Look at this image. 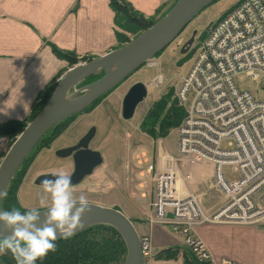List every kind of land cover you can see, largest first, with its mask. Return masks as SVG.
I'll return each mask as SVG.
<instances>
[{"label":"built area","instance_id":"2783aa9c","mask_svg":"<svg viewBox=\"0 0 264 264\" xmlns=\"http://www.w3.org/2000/svg\"><path fill=\"white\" fill-rule=\"evenodd\" d=\"M196 48L187 73L178 75L175 93L185 114L175 128V153L158 141L146 163L154 181L148 222L169 226L199 260L213 264L194 232L196 224L264 222V96L239 88L234 80L245 73L264 88V0H241L207 30ZM143 64L159 66L155 56ZM151 84L158 90L164 87L162 73L145 83ZM228 139L233 144L222 145ZM202 161L211 163L215 188L224 195L210 216L204 214L194 185V167ZM140 248L144 258L151 256L147 234L140 236Z\"/></svg>","mask_w":264,"mask_h":264},{"label":"rangeland","instance_id":"374dc122","mask_svg":"<svg viewBox=\"0 0 264 264\" xmlns=\"http://www.w3.org/2000/svg\"><path fill=\"white\" fill-rule=\"evenodd\" d=\"M236 1L238 0H216L205 7L172 42L155 55L159 62L158 67H147L142 64L107 92L93 107L77 113L50 144L44 146L41 143L38 145L23 163L12 183L18 199L19 210L24 213L31 209L51 205L50 194L44 191L43 185L35 183L36 176L42 172L58 173L62 171L66 174L70 173L73 168L72 156H57L55 150L76 143L91 126H94L95 133L89 142V147L101 153L102 162L95 166L90 173L85 174L79 182L72 185L73 193L76 197L84 194L88 201L110 206L117 205L128 217L134 218V215H137V209L143 206L145 200L147 202V199H153L154 195V181L145 170L146 163L154 157L158 141H161L163 147L168 151L175 153L177 138L175 128H172L165 136L148 135L140 129L141 120L155 99L169 86L174 88L176 95V87L179 83L178 75L187 73L196 54V46L201 40L199 39L201 31ZM171 3L172 1L165 7ZM193 29H196V33L189 49L194 45L196 46L194 51L186 56L189 49L185 53H180L179 48L190 36ZM77 56L81 55L77 54ZM71 65L68 63L65 70ZM156 73H162L165 86L163 85L164 87L158 90L154 85H149L146 96L137 104L132 116L124 118L121 115V99L127 88L136 80L146 83ZM234 80L239 88L256 92L260 98L264 96V88L245 73L237 74ZM59 128L60 126L54 129L47 138L49 139ZM47 138L44 143L47 142ZM5 140L6 144L2 155L11 139L6 136ZM232 144L233 140L231 139L222 141V145ZM223 169L227 171L229 168L224 166ZM194 175V185L201 208L206 216H210L221 206L224 195L215 188L213 172L210 175L201 176L199 180L197 170H195ZM41 199L46 201L44 206L40 204ZM134 223L138 232L142 233L138 222L134 221ZM168 232L177 236L179 242L176 244L180 248L176 249L172 257L157 259L158 264H183L184 250L192 253V247L179 234ZM150 236L153 240L155 236L153 230H151ZM153 253L154 251L151 250V256L145 258L144 264L151 263Z\"/></svg>","mask_w":264,"mask_h":264},{"label":"crops","instance_id":"0c3cea01","mask_svg":"<svg viewBox=\"0 0 264 264\" xmlns=\"http://www.w3.org/2000/svg\"><path fill=\"white\" fill-rule=\"evenodd\" d=\"M128 1L151 15L172 0ZM75 2L0 0V121L26 118L41 88L68 66L66 59L52 51L50 43L78 55L96 56L117 45L109 0H78L74 8ZM3 136L0 134V157L6 144ZM195 170L199 180L210 175L212 165L202 161ZM151 200H145L134 217L142 233L149 236L151 250L156 251L179 239L169 234L173 232L169 226L148 222ZM263 224L203 221L195 225L194 232L213 264H264ZM151 230L155 233L153 240ZM150 264H158L157 259L152 258Z\"/></svg>","mask_w":264,"mask_h":264},{"label":"water","instance_id":"95a60500","mask_svg":"<svg viewBox=\"0 0 264 264\" xmlns=\"http://www.w3.org/2000/svg\"><path fill=\"white\" fill-rule=\"evenodd\" d=\"M216 0H176L171 7L152 24L140 30L125 43L87 61H77L57 78L47 101L37 113L23 126L0 158V193L7 188L12 176L25 157L34 148L40 138L57 122L65 117L79 113L92 104L99 96L108 92L124 80L130 73L141 66L149 57L161 52L184 27L200 12ZM196 29L179 48L185 53L194 41ZM89 75L98 76L90 82L78 85ZM147 87L141 80L130 84L121 99V115L132 116L137 104L146 96ZM95 133L91 126L76 143L55 150L57 156L71 155L73 168L72 185L90 173L102 162L101 153L90 148L89 142ZM55 172H42L35 178V183L42 185L45 178L55 179ZM0 197V211L2 209ZM91 212L85 213L80 226L75 230L93 223H107L114 226L126 244V255L122 264H144L145 258L140 248V236L131 219L119 208L89 201ZM36 209L41 212L40 225L45 212L50 207ZM2 223V222H0ZM10 230L0 228V236H9ZM62 237L57 233V238Z\"/></svg>","mask_w":264,"mask_h":264},{"label":"trees","instance_id":"16d2710c","mask_svg":"<svg viewBox=\"0 0 264 264\" xmlns=\"http://www.w3.org/2000/svg\"><path fill=\"white\" fill-rule=\"evenodd\" d=\"M175 1L176 0H172V3L168 7L157 9L154 13L155 15H146L143 12L137 10L128 0H109L111 8L114 12L113 21L117 40L116 46L125 43L130 39L131 36L136 35L140 30L152 24L159 16L163 15ZM240 1L241 0H238L233 3L222 14H220V16L215 21H212L209 25H207L206 28L201 31L199 39H203L207 33V30ZM77 4L78 0H76L74 8L77 6ZM156 13L158 14L156 15ZM50 46L52 51L58 57L66 59L70 64H74L79 60L87 61L96 56L94 54H83L81 56H77V53L72 50L59 48L53 43H50ZM195 46L196 45L189 49L186 56H189L190 53L194 51ZM59 76L60 73L51 81H49L43 88H41L34 102L32 103L26 118L0 121V134L6 135L11 139L9 144L23 128V126L47 101ZM97 77L98 76L95 75H89L82 79L78 85L90 82ZM106 93L99 96L86 109L93 107ZM76 114L77 113L71 114L53 125L40 138L34 148L25 157L19 168L12 176L4 192L2 198V209L4 211H10L13 208L19 209L18 199L16 198V193L12 183L21 170L23 163L30 156L31 152L41 143L44 146L50 144L52 140L63 131V129L68 124V121L70 122V120H72ZM184 114L185 109L183 105L179 103L177 96L174 94V88L169 86L167 90L163 92L157 99H155V101L148 108L146 114L141 120L140 129L151 136H165L172 128H176V126H178ZM59 126L60 128L48 139L47 136ZM46 138L48 140L46 143H44ZM112 206L119 208L117 205ZM129 218L131 219L134 226V221H139L135 217L132 218L129 216ZM138 234L139 236L144 235V233L140 232H138ZM0 238H2V236H0ZM55 244L56 251L49 252L44 259H38L35 264H122L126 255V244L119 231L114 226L102 222L90 224L81 230L76 231L74 235L58 237L55 241ZM177 248H180L178 244L163 246L154 251L152 258L162 259L166 257H172ZM191 252L192 253L187 251L185 252L184 250L183 264L209 263V259L199 260L196 253L193 251ZM0 264H17V261L10 251H6L5 253L0 254Z\"/></svg>","mask_w":264,"mask_h":264},{"label":"clouds","instance_id":"9594fccd","mask_svg":"<svg viewBox=\"0 0 264 264\" xmlns=\"http://www.w3.org/2000/svg\"><path fill=\"white\" fill-rule=\"evenodd\" d=\"M53 175L55 179L45 178L41 182L51 197V206L45 212L41 226H38L41 212L36 209L24 213L16 208L0 211V228L11 232L0 238V254L10 251L17 264H35L49 252H55L57 233L65 237L74 235L82 217L92 210L84 194L74 195L70 175L62 171ZM45 203V199H41V206Z\"/></svg>","mask_w":264,"mask_h":264},{"label":"flooded vegetation","instance_id":"af4514ba","mask_svg":"<svg viewBox=\"0 0 264 264\" xmlns=\"http://www.w3.org/2000/svg\"><path fill=\"white\" fill-rule=\"evenodd\" d=\"M75 143V142H74ZM89 146V145H88Z\"/></svg>","mask_w":264,"mask_h":264}]
</instances>
